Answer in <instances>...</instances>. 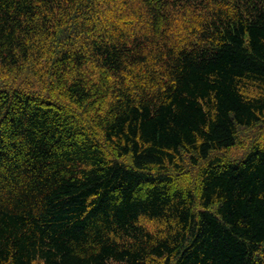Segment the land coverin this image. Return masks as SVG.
Here are the masks:
<instances>
[{"label": "trees", "instance_id": "trees-1", "mask_svg": "<svg viewBox=\"0 0 264 264\" xmlns=\"http://www.w3.org/2000/svg\"><path fill=\"white\" fill-rule=\"evenodd\" d=\"M257 126L264 0H0V264H264Z\"/></svg>", "mask_w": 264, "mask_h": 264}, {"label": "rangeland", "instance_id": "rangeland-1", "mask_svg": "<svg viewBox=\"0 0 264 264\" xmlns=\"http://www.w3.org/2000/svg\"><path fill=\"white\" fill-rule=\"evenodd\" d=\"M262 140H264V127L263 126L261 127L257 126V127L250 128V129L240 128L238 139L236 142L237 146L231 150L229 155L228 154H218V156L225 157L229 160H237L243 157V155H245L252 148V146L257 145ZM184 156H185V160H184V163L182 164V167L185 169L186 172L192 173V174H189L190 178L192 177L196 178L199 173V169L203 167L204 166L203 163L206 164V162H201L199 163L198 167H195L191 158L186 155ZM174 172L177 173V170L175 169ZM148 225L152 229L156 228L155 224L148 223ZM163 262L164 261H161V264H163ZM150 264H153V263H150Z\"/></svg>", "mask_w": 264, "mask_h": 264}]
</instances>
